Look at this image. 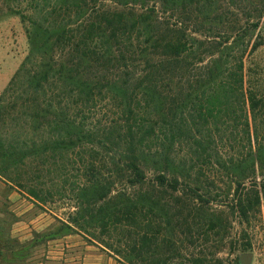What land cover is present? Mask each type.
Masks as SVG:
<instances>
[{
    "label": "trees",
    "instance_id": "16d2710c",
    "mask_svg": "<svg viewBox=\"0 0 264 264\" xmlns=\"http://www.w3.org/2000/svg\"><path fill=\"white\" fill-rule=\"evenodd\" d=\"M2 5L28 50L0 93V178L39 206L70 198L61 226L122 264H203L195 242L218 227L199 211L203 168L233 171L245 219L264 195V99L244 80L264 0ZM14 242L0 230L8 261Z\"/></svg>",
    "mask_w": 264,
    "mask_h": 264
},
{
    "label": "rangeland",
    "instance_id": "374dc122",
    "mask_svg": "<svg viewBox=\"0 0 264 264\" xmlns=\"http://www.w3.org/2000/svg\"><path fill=\"white\" fill-rule=\"evenodd\" d=\"M260 33L264 39V25ZM27 50L25 25L19 15L0 6V93ZM244 80L246 89L264 99V45L245 55ZM239 149L240 146L226 147L227 154L223 156L236 155ZM203 173L196 185L208 202L202 201L199 211L210 214L220 228L213 230L207 240L204 235L198 236L193 250L195 257L204 259L203 264H219L217 259L224 264H264V195L260 205L245 219L236 209H231L236 197L233 171L213 166L204 167ZM262 173L264 170L257 169L258 179L263 177ZM151 174L147 172L149 179ZM211 177L213 184L206 180ZM243 185L244 191L250 188L247 181ZM57 196L45 206H39L0 178V230L10 235L14 244L23 246L21 253L11 256L10 261L9 256H0V264H122L76 230L61 226L62 219L73 210V202ZM246 254L251 255L248 261Z\"/></svg>",
    "mask_w": 264,
    "mask_h": 264
},
{
    "label": "water",
    "instance_id": "95a60500",
    "mask_svg": "<svg viewBox=\"0 0 264 264\" xmlns=\"http://www.w3.org/2000/svg\"><path fill=\"white\" fill-rule=\"evenodd\" d=\"M250 256H251L250 254H246L245 255V259L248 261V259L250 258Z\"/></svg>",
    "mask_w": 264,
    "mask_h": 264
}]
</instances>
